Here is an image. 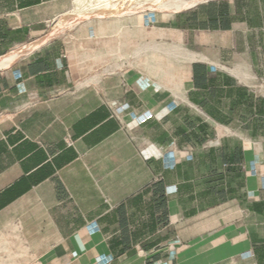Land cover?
<instances>
[{
    "label": "crops",
    "instance_id": "1",
    "mask_svg": "<svg viewBox=\"0 0 264 264\" xmlns=\"http://www.w3.org/2000/svg\"><path fill=\"white\" fill-rule=\"evenodd\" d=\"M68 8L0 0V57ZM170 14L0 68V264H264V0Z\"/></svg>",
    "mask_w": 264,
    "mask_h": 264
},
{
    "label": "bare ground",
    "instance_id": "2",
    "mask_svg": "<svg viewBox=\"0 0 264 264\" xmlns=\"http://www.w3.org/2000/svg\"><path fill=\"white\" fill-rule=\"evenodd\" d=\"M203 1L206 0H98L99 3L97 5L89 8L87 6L91 0H77V3L74 5V14L70 12L61 14L56 23L51 26L43 37L19 49L16 48V50L11 51L8 55L0 57V68L11 65L22 55L58 37L66 29L72 27L75 22L81 19L83 20V18L127 15L130 13L132 14L134 10L144 9V7L154 10L160 9L172 13ZM135 3L138 5L133 7Z\"/></svg>",
    "mask_w": 264,
    "mask_h": 264
},
{
    "label": "rangeland",
    "instance_id": "3",
    "mask_svg": "<svg viewBox=\"0 0 264 264\" xmlns=\"http://www.w3.org/2000/svg\"><path fill=\"white\" fill-rule=\"evenodd\" d=\"M76 3H77V0H68L69 8L64 13L70 12V13H73L74 14L75 13V11H74L75 10L74 9L75 6L74 5ZM98 3H99L98 0H94V1L91 0V2L89 3V5L87 7L92 8V6H95ZM137 5L138 4L135 3L133 7H136ZM135 11L136 10H134V12H132V14L130 13V14H127V15H121V16L120 15H114V16H105V17H114V18L120 17V18H124L126 20V23H130L132 25L139 24L140 26H141V20H143L142 25L145 27V24L149 20H151V21H157V20L163 19L164 17H166L168 15H171L167 11L160 10V9L159 10L149 9L148 7H144V9L137 10L136 12ZM85 19H87V18H83V20H85ZM80 21H82V19L79 20L78 22H75V24L72 27L66 29L60 35H66V36H68L69 33H70V29L73 28V27H75ZM51 26H50V28H51ZM143 31H148V30L142 28L140 32H143Z\"/></svg>",
    "mask_w": 264,
    "mask_h": 264
},
{
    "label": "built area",
    "instance_id": "4",
    "mask_svg": "<svg viewBox=\"0 0 264 264\" xmlns=\"http://www.w3.org/2000/svg\"><path fill=\"white\" fill-rule=\"evenodd\" d=\"M150 26H152V21L149 20L147 21V23L145 24V27L149 28Z\"/></svg>",
    "mask_w": 264,
    "mask_h": 264
}]
</instances>
